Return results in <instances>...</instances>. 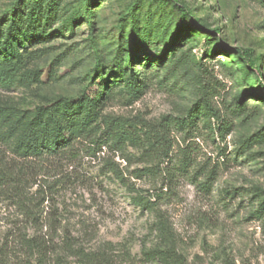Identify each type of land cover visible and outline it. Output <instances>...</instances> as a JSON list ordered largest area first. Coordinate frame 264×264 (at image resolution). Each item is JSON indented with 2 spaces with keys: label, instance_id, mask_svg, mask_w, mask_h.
<instances>
[{
  "label": "rangeland",
  "instance_id": "obj_1",
  "mask_svg": "<svg viewBox=\"0 0 264 264\" xmlns=\"http://www.w3.org/2000/svg\"><path fill=\"white\" fill-rule=\"evenodd\" d=\"M177 3L0 0L25 33L0 107L102 99L62 154L0 142V264H264V0Z\"/></svg>",
  "mask_w": 264,
  "mask_h": 264
},
{
  "label": "trees",
  "instance_id": "obj_2",
  "mask_svg": "<svg viewBox=\"0 0 264 264\" xmlns=\"http://www.w3.org/2000/svg\"><path fill=\"white\" fill-rule=\"evenodd\" d=\"M31 1L35 4L39 2V0ZM172 2L184 17L186 10L177 3V0H172ZM16 12L17 9L12 11V13ZM16 16L17 14L13 17ZM180 21H183V18ZM24 37L25 33L19 25L15 24V21L10 24L8 32L0 37V89H6L15 82V66L12 64L10 56L15 53L13 57H18L16 49L20 44H23ZM233 51L246 69L260 76L258 67L250 58L252 54L250 49L235 48ZM256 60L261 62V57ZM136 73L129 74L127 78L133 95L138 93L141 86ZM101 104L102 99H97L96 95L82 98L77 104L80 110L78 114L73 112L76 106L69 107L65 101H58L51 106L40 107L32 113L25 114L5 107L7 105L1 106L0 142L11 145L8 146L11 153L22 159L62 154L70 150L72 144L79 139H88L99 133V125L96 122L99 119ZM212 115L216 117L214 112ZM10 177V173L0 171V180ZM3 185L6 186V184ZM18 189L19 187H15V192ZM135 204L146 210L152 208L151 201H144L142 198Z\"/></svg>",
  "mask_w": 264,
  "mask_h": 264
}]
</instances>
